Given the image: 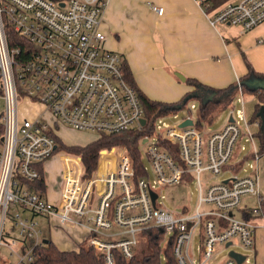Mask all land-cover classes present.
Wrapping results in <instances>:
<instances>
[{"label":"built area","instance_id":"2783aa9c","mask_svg":"<svg viewBox=\"0 0 264 264\" xmlns=\"http://www.w3.org/2000/svg\"><path fill=\"white\" fill-rule=\"evenodd\" d=\"M197 1L213 23L248 30L264 21V0ZM104 7L105 0H0V99L5 101L0 103V246L6 244L17 258L8 264L34 262L33 248L44 243L43 218L54 228L89 226L88 244L104 255L106 264H118L117 252L132 260L141 243L147 244L146 232L156 228L167 244L172 238L178 264H210L217 244L253 250L255 218L264 197L257 179L204 177L222 173L231 162L246 122L241 110L236 117L231 110L233 120L218 130L196 126L195 103L172 126L160 118L156 132L141 142L152 178L147 167L146 176H137L130 153L114 146V163L108 159L104 171L97 166L87 178L82 156L65 155L57 200L30 186L43 177L41 164L58 150L54 135L60 126L101 135L146 124L141 122L145 111L140 97L124 78L121 55L106 46L100 29ZM154 8L163 13V7ZM6 25L26 41L24 47L9 45ZM24 100L40 109L22 114L19 102ZM186 119L193 124L181 126ZM163 141L178 145L179 160ZM184 182L197 184L195 210L187 205L181 212L167 209L159 201L162 187ZM250 195L257 197L254 207L243 205ZM10 202L18 205L14 218L19 236L4 242ZM251 211L253 216L246 217ZM196 235L201 244L194 253ZM244 263H250L247 255ZM218 264L239 263L229 254Z\"/></svg>","mask_w":264,"mask_h":264},{"label":"crops","instance_id":"0c3cea01","mask_svg":"<svg viewBox=\"0 0 264 264\" xmlns=\"http://www.w3.org/2000/svg\"><path fill=\"white\" fill-rule=\"evenodd\" d=\"M155 6L163 7V13H158ZM100 29L106 34L107 48L129 63L139 88L155 100L175 102L187 93H194L196 86L187 82V78L213 88H223L241 79L251 86L264 83V21L248 30L238 25L213 23L197 0H105ZM177 73L184 75L185 80ZM200 91L206 97L207 91ZM238 96L242 106L232 110L235 117L236 111L241 110L246 119L241 137L246 136L252 142V150L242 160L251 171L242 162H230L226 170L231 172L229 177L254 176L264 195V154H258L260 142L254 135L258 125L249 122L257 98ZM231 118L230 112L228 120ZM50 160L52 157L41 164L45 188L40 189L54 201L61 186L55 190L48 185ZM255 222L254 261L250 259L249 264H264V217L257 216ZM88 227L85 224L69 228L83 231L87 237ZM43 228L46 231L44 224ZM47 229L50 235L58 231L50 225ZM44 239L52 240L46 236Z\"/></svg>","mask_w":264,"mask_h":264},{"label":"trees","instance_id":"16d2710c","mask_svg":"<svg viewBox=\"0 0 264 264\" xmlns=\"http://www.w3.org/2000/svg\"><path fill=\"white\" fill-rule=\"evenodd\" d=\"M222 1L224 0H214V3L217 5ZM5 30L10 46L20 45L24 47L26 41L14 32L10 26L6 25ZM122 68L124 71V78L133 88L136 89L140 97L146 118V124L144 126L140 129H131L119 133H104L98 135L96 139L83 145L67 146L62 143L58 135H54L58 148H62L68 152H74L82 156V161L86 167L84 175L85 178L91 177L95 174L100 150L106 147L112 148L114 146H121L130 153L134 161L137 176H146L148 171H146V166L142 159L140 145L143 137L156 132V124L160 118L166 116L167 114L177 112L179 109L187 105L191 99L196 98L200 101L196 126L202 128L203 122L206 119L212 121L211 115L215 113L218 107L228 105L236 96H238V94H240L239 84L237 82L223 88H213L199 83L195 79L187 78V82L196 86V91L194 93H187L180 100L175 102L155 100L148 97L139 88L132 69L124 58L122 59ZM240 86L242 95H254L257 98V103L249 122L257 123L258 125V130L254 135L259 139L260 146L258 154L261 155L264 154V110L263 115L261 114L262 107H264V87L258 85L251 86L245 83L242 79L240 80ZM202 89L207 91V95L205 94L206 97H209L213 92H215L213 99H210L207 103H203V100L206 97L201 95L202 91L200 90ZM2 132L3 129L0 127V134ZM163 144L168 148V150H170V153H172L177 160L180 159L177 144H172L167 141H163ZM106 153H114V150H104L100 164ZM30 184L36 188H45L44 175L41 179L32 181ZM252 212L253 211H251V213L246 212L245 216L252 217ZM258 216L264 217V197L260 203ZM146 236L147 252H143L141 255H135V257L130 261H126L122 256L120 257V254L117 252V255H119L118 264H178L174 255L172 238L169 240L165 249H163L165 252V258L164 262H162L161 244L164 240V233L160 229L156 228L147 231ZM33 255L34 262L31 264H106L104 255L101 252H98L90 244L81 245L76 249H61L55 242L50 240L48 243L36 245L33 248Z\"/></svg>","mask_w":264,"mask_h":264},{"label":"rangeland","instance_id":"374dc122","mask_svg":"<svg viewBox=\"0 0 264 264\" xmlns=\"http://www.w3.org/2000/svg\"><path fill=\"white\" fill-rule=\"evenodd\" d=\"M199 102H200L199 99L193 98L190 100V102L187 105L179 109L177 112L167 114L166 116L162 117L161 120L169 124V126L178 123L186 115V113H188V109L190 108L192 103H195L196 105V107L193 108V115L197 116L199 114V107H200ZM0 103L2 104V106L5 105V101L3 99H0ZM241 106L242 105H241V101L239 100V96H236L232 100V102L229 103L228 105L218 107L215 113L211 115L212 121L206 119L203 122V127L208 128L210 130H215L222 127V125H224L227 122L232 108L238 109L241 108ZM28 108H30L31 112H35L36 110L40 109L38 105L29 104L25 100L19 102V110L20 112H22V114L27 113ZM56 134L61 139L62 143H64L67 146L83 145L98 137V134L95 132L80 131L67 126H60L57 129ZM117 147H121V146H117ZM112 148L106 147L100 150L97 166L100 165L106 166L107 163L105 162H107L108 159L111 161L112 164L114 163L115 153H106L100 164V160L102 157L101 153L106 149H112ZM251 150H252V142H250V140H247L246 136L241 137L235 146V151L231 162L233 163L242 162L243 165L247 168V170L251 171L249 164L242 160L247 154H249ZM140 151L142 153L143 162L145 166L148 168L149 172L151 173V178H152L151 165L145 154V145L143 143H141L140 145ZM67 154L80 155L74 152H68L62 148H58V150L55 152L54 156L52 157V160L48 162L47 182L48 185L50 184L52 188H54L55 190L58 187H60L61 177L67 165L65 160V155ZM239 173L245 174L243 171H239ZM230 174L231 172L225 169L222 173L218 175L206 174L204 175V177L210 178L209 181H221L229 177ZM56 198H58V196ZM198 198H199V191L197 188V184L195 182H190V183L184 182L182 184L167 185L162 187L159 201L167 209L173 210L174 212H181L183 210L184 205H187L191 211H194L198 203ZM242 202L243 205H251L252 207L257 205L256 203L257 201L255 199V196L253 195L244 197ZM17 209H18V205H16L14 202H10L8 204V213L5 220L4 232H3L4 242H10V237L19 236L18 228L15 226L16 221L14 218V213ZM235 214L237 213L235 212ZM42 220L44 222L42 223L46 227V231L44 230V236L50 237L61 248H66V249L78 248L81 245L88 244V240L85 238L86 237L85 232L77 231L76 229H70L69 227L54 228V230H58L56 232L54 231V234L56 233V235H50L47 229L49 226V221L45 218H43ZM83 221L87 222L88 220L87 218H84ZM79 240H83V242L80 243ZM200 244H201V240L199 239V237L197 235L194 236L193 244L191 247L194 253L197 252V248ZM166 245H167V240L164 239V241L161 244L162 257H165V252L163 249H165ZM15 248H18V245H15ZM230 250H235L244 255H247L248 257H250V259H252V261H254V253L252 249L245 248L239 244H234L230 247H226L225 244H217L215 251V258L212 259L210 264L220 263L229 255ZM143 252L146 253L147 249H146V245L144 243H141L137 254L141 255L143 254ZM9 262H13V263L17 262V258L15 256L10 255V248L6 244L1 245L0 264H8ZM162 262H164V259H162Z\"/></svg>","mask_w":264,"mask_h":264},{"label":"water","instance_id":"95a60500","mask_svg":"<svg viewBox=\"0 0 264 264\" xmlns=\"http://www.w3.org/2000/svg\"><path fill=\"white\" fill-rule=\"evenodd\" d=\"M177 75H178L181 79L185 80V76L182 75L181 73H177ZM258 86H262V87H264V83L261 84V85H258ZM214 95H215V92H213L209 97L205 98V99L203 100V103H207L210 99H213ZM263 110H264V107H262V110H261V114H262V115H263ZM230 120H233V119L231 118ZM141 122H142L143 124H145V123H146V118H142ZM192 124H193V121H192L191 119H186L185 121H183V122L181 123V126L192 125ZM152 197H153V199H155V197H156V193H155V192H152ZM48 242H49L48 239H44V243H48ZM229 254H230L231 257H233L234 259H236V261H237L239 264H241V263L243 262L244 258H245V255H244V254H242V253H240V252H237V251H235V250H230Z\"/></svg>","mask_w":264,"mask_h":264},{"label":"bare ground","instance_id":"6f19581e","mask_svg":"<svg viewBox=\"0 0 264 264\" xmlns=\"http://www.w3.org/2000/svg\"><path fill=\"white\" fill-rule=\"evenodd\" d=\"M104 168H105L104 165L100 166L101 171H104Z\"/></svg>","mask_w":264,"mask_h":264}]
</instances>
